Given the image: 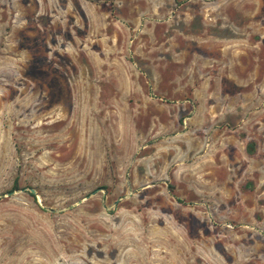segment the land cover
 I'll list each match as a JSON object with an SVG mask.
<instances>
[{"label": "rangeland", "instance_id": "1", "mask_svg": "<svg viewBox=\"0 0 264 264\" xmlns=\"http://www.w3.org/2000/svg\"><path fill=\"white\" fill-rule=\"evenodd\" d=\"M0 264H264V0H0Z\"/></svg>", "mask_w": 264, "mask_h": 264}, {"label": "trees", "instance_id": "2", "mask_svg": "<svg viewBox=\"0 0 264 264\" xmlns=\"http://www.w3.org/2000/svg\"><path fill=\"white\" fill-rule=\"evenodd\" d=\"M254 146H255V142H251V143L249 144V147H248L249 152L252 153V154H253V152H254V150H255ZM15 186H16V188H17L18 185L16 184ZM32 195L35 196V194H32Z\"/></svg>", "mask_w": 264, "mask_h": 264}, {"label": "water", "instance_id": "3", "mask_svg": "<svg viewBox=\"0 0 264 264\" xmlns=\"http://www.w3.org/2000/svg\"><path fill=\"white\" fill-rule=\"evenodd\" d=\"M31 193L35 194L36 190L34 188H30Z\"/></svg>", "mask_w": 264, "mask_h": 264}]
</instances>
